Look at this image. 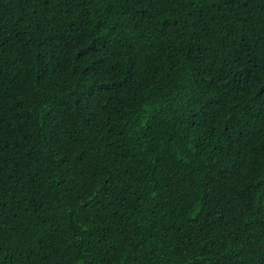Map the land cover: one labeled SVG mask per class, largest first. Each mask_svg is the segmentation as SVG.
Listing matches in <instances>:
<instances>
[{
  "label": "trees",
  "instance_id": "1",
  "mask_svg": "<svg viewBox=\"0 0 264 264\" xmlns=\"http://www.w3.org/2000/svg\"><path fill=\"white\" fill-rule=\"evenodd\" d=\"M0 264H264V0H0Z\"/></svg>",
  "mask_w": 264,
  "mask_h": 264
}]
</instances>
